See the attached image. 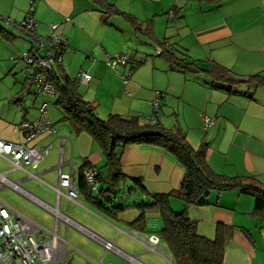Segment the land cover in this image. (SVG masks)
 <instances>
[{
    "label": "crops",
    "instance_id": "1",
    "mask_svg": "<svg viewBox=\"0 0 264 264\" xmlns=\"http://www.w3.org/2000/svg\"><path fill=\"white\" fill-rule=\"evenodd\" d=\"M107 3L119 13H107L104 9ZM33 8L37 34L48 36L52 23L61 25L69 41L63 60L65 72L72 78H78L81 71L92 75L88 84L80 82L79 91L97 107L100 117L120 114L154 118L156 115L166 125L165 118L174 111L171 101L175 99L169 95L173 86L169 82L163 87L157 82L161 83L159 76L171 80L172 73L183 74V89L179 91L184 108L183 133L195 147L203 142L208 144L207 160L213 171L227 177H253L251 182L264 188V89L250 96L246 83L232 90L220 88L209 72L215 65H222L243 78L264 75V0H35ZM29 13L27 0H0V27L8 33L6 37L0 31V139L15 143L27 142L21 125L37 120L40 107L45 103L49 106L52 97L58 98L57 94H38L17 60L35 42L25 30L4 19L21 22ZM171 21L178 28L175 34H171ZM148 22L153 23L154 38L147 36ZM156 41L165 42L179 56L186 55V62L196 63L198 67L180 72L166 59L167 62L155 61L150 49L159 47ZM118 54H130L145 61L135 68L127 64L113 69L105 61L107 55ZM124 76H130L127 83ZM159 93L163 97L155 111L154 102ZM53 116L50 120L55 131L27 142L29 147L53 143L52 150L35 170L40 173L39 178H28L2 157L8 166L1 172L19 181L34 196L56 205L55 188L59 179L55 167L63 157L70 162L63 171L70 168L76 171L74 184L83 205L62 198L61 211L146 264H177L163 239L161 247L165 253H157L129 234L134 230L159 234L164 227L159 208L146 210L144 219L137 223L143 214L140 208L117 210L114 206L116 202H139L130 201L132 196L145 201L144 196L178 190L185 169L176 156L155 144L119 147L117 153L126 180L122 181V190H117V195H110L103 190L111 182L107 179L110 173L99 144L89 133L76 131L64 118L65 113L63 116L53 113ZM205 116L216 121L209 130L204 128ZM56 123L60 124L56 126ZM90 165L101 175L97 189L92 191L86 188L83 176L84 169ZM136 178L142 180L147 194L129 189L133 185L131 179ZM4 188L7 187L0 184V191ZM17 194L23 197L18 202L0 196L31 219L35 227H41L47 240L54 242V264H132L115 252L106 251L76 225L57 221L53 212L30 197ZM170 202L175 212L183 209L180 198L173 196ZM188 215L197 223L200 236L215 240L219 229L222 230L226 264H264V212L256 211L253 194L240 188L214 190L206 204L191 206ZM56 226L63 243L57 244L58 240L48 232Z\"/></svg>",
    "mask_w": 264,
    "mask_h": 264
},
{
    "label": "trees",
    "instance_id": "2",
    "mask_svg": "<svg viewBox=\"0 0 264 264\" xmlns=\"http://www.w3.org/2000/svg\"><path fill=\"white\" fill-rule=\"evenodd\" d=\"M104 9L109 14L111 12L119 13L117 8L108 3ZM127 17L133 21L130 15H127ZM4 20L22 28L34 40V46L25 52H33L37 48V36H43L36 33L37 26L35 30H28L21 22H15L11 18ZM135 24L141 26L140 23ZM146 25V30L149 31L147 36L154 38L153 23L148 22ZM0 31L4 32L6 37L8 36L7 31H4L2 27H0ZM162 45L165 48L161 49L162 52L159 55L168 60L173 69L185 72L191 71L196 66L198 67L196 63L186 62V55L181 57L168 44L162 43ZM22 54L17 57V60L21 58ZM136 61L131 63L133 68L143 64L145 60L138 58ZM191 66L192 69H190ZM209 72L215 80V85L220 88L232 90V88L246 83L248 85L247 93L250 96L259 89H264V75L262 74L243 78L222 65H215L212 69H209ZM28 79L30 80L29 77ZM50 79L55 84L58 96L56 104L64 111V118L72 123L76 131L89 133L101 147L110 173L107 179L111 182L110 187L103 190H107L110 195H117V190H122L120 189L122 181L126 180L117 153L119 147L126 148L132 144H155L174 154L185 169L183 181L178 190L171 193L153 194L150 201L134 202L132 204L125 201L116 202L115 208L117 210L129 207L140 208L143 214L137 220V223L144 219L146 210L159 208L164 219V227L159 235L171 250L177 264H226L224 262L226 241L222 230L219 229L218 237L215 240L200 236L197 233V223L190 219L188 210L191 206L206 204L211 191L223 192L240 188L243 192L253 194L256 211L264 212V188L252 183L253 177H227L216 173L211 169L207 160L208 144L206 142L195 147L180 129L166 128L155 117H124L120 114H109L106 118L100 117L97 107L92 102L85 100L80 93L81 81L79 77H70L65 72L63 64L55 66ZM88 167L95 168L91 165ZM99 179H101V175ZM131 182L133 185L129 187L130 190L134 189L140 194L148 193L140 178L131 179ZM173 196L183 200V210L180 213L175 212L171 207L170 200ZM107 198L113 200L111 196H107Z\"/></svg>",
    "mask_w": 264,
    "mask_h": 264
},
{
    "label": "built area",
    "instance_id": "3",
    "mask_svg": "<svg viewBox=\"0 0 264 264\" xmlns=\"http://www.w3.org/2000/svg\"><path fill=\"white\" fill-rule=\"evenodd\" d=\"M35 0H31V9L29 16L21 24L28 30H35L38 25L33 16ZM59 24H51V33L48 36H37V48L33 52H24L18 62L23 70L35 85L38 94L56 95V87L50 79L51 73L57 64H63L64 51L68 47V39L60 29ZM162 50L159 49L158 53ZM136 57L130 54H118L116 56L107 55L106 63L109 67L116 69L119 65H127L135 62ZM137 62V61H136ZM81 82L88 84L92 80V75L87 71H81L78 74ZM127 83L130 76H124ZM162 93L158 94V99L154 102L155 111L160 108ZM20 109L21 106H19ZM215 119L210 116L204 118V128L209 130L215 125ZM22 132L27 142L35 140L39 135L55 131L49 113L47 104H43L39 109L38 119L21 125ZM25 143H15L0 139V157L10 162L14 170L23 171L28 178H39L40 173L35 172L44 158L53 148V143L29 147ZM64 143V138L62 139ZM70 164L61 157L59 164L55 167L58 173V186L55 188L57 203L50 205L44 200L34 196L26 191L19 181L11 179L6 172L0 171V184L2 187H9L33 199L40 206L53 212L57 221L63 220L67 224L76 225L82 232L91 238L100 242L106 251H113L119 256L125 258L132 264H146L129 253L119 249L113 241L106 240L93 231L87 229L74 221L68 213L65 214L60 209V202L64 198L68 203L75 202L83 205V199L80 197L75 187L76 171L70 168L68 172L63 171V167ZM86 188L89 191L96 190L100 172L97 168L87 167L83 171ZM54 235V239L63 243L58 238L57 226L54 231H48ZM134 239L143 243L148 250L165 253L161 247V236L157 233L141 234L137 230L129 233ZM40 235L42 238H39ZM54 242L44 237L41 227H35L34 223L24 213L12 207L0 196V264H54Z\"/></svg>",
    "mask_w": 264,
    "mask_h": 264
},
{
    "label": "rangeland",
    "instance_id": "4",
    "mask_svg": "<svg viewBox=\"0 0 264 264\" xmlns=\"http://www.w3.org/2000/svg\"><path fill=\"white\" fill-rule=\"evenodd\" d=\"M17 2H19V0H17ZM27 2H28V11H29L31 9V0H27ZM52 24H57V23H52ZM172 24H175V23L171 21V26H172ZM176 30H178L177 25H176V27L175 26H172V28H171V34H175ZM179 31H180V29H179ZM180 32H183V31H180ZM160 42L161 41H159V42L156 41L155 42L159 47H157V48L156 47L155 48L152 47V49H150V50H153V53L152 54L155 55L154 60L157 61V62H162V60L163 61H166L164 57H160V56L157 57L156 56V55H158L157 53H158V50L159 49H162L163 50L165 48V47H163L164 45H162ZM163 43H165V42H163ZM172 75L173 76H171L172 77L171 80L168 79V76H159V80L158 81H160L161 83L159 84L157 82V84L159 86H163V87L164 86L166 87L169 84V82H170L172 84V86H173V90H172V92L170 91L169 95L172 96V99H175V100H172L171 101L172 102L171 104L174 107V111H170L168 113V116L165 118V122H166L165 124L166 125H164L162 121L161 122L164 125V127H166V128L171 127V128H174V129H181V131L183 132V120H184L183 109L184 108H183V101L180 100V95H179L180 92L179 91H181L183 89V80H181V79H184L185 76H183V74H175V73H172ZM174 96H175V98H174ZM168 97H170V96H168ZM169 99L171 100V98H169ZM56 100H57V97H55V96L52 97V101H50V105L48 106V111H49L50 118H54L53 113H56V114H59L60 113L63 116V113L64 112H63V110L61 108H59L56 105ZM178 100H179V103H177ZM107 116L102 117V118H106ZM188 116L189 115H186L187 119L190 120V122H191V118L188 117ZM154 117H156V115ZM59 124L60 123H56V126L59 125ZM184 124H186V123L184 122ZM6 166H8V163L5 160L0 159V171H3V169ZM10 177H12V176H10ZM0 195L4 199L11 198L13 201H16V202L20 201V199L23 198L19 194H17V192L13 191V189L8 188V187L2 189L0 191ZM152 198L153 197L151 195H148V196H144L143 199L145 201H150V200H152ZM129 200L130 201H132V200H135V201L139 200V202H140L142 200V198L140 196L139 197L132 196L131 198H129ZM70 210H73V208L71 207ZM182 210L183 209L178 210V212L177 211L176 212L177 213H180V212H182ZM65 264H68V263H65Z\"/></svg>",
    "mask_w": 264,
    "mask_h": 264
}]
</instances>
